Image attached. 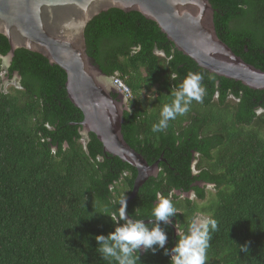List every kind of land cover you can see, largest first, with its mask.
Instances as JSON below:
<instances>
[{
    "label": "trees",
    "instance_id": "16d2710c",
    "mask_svg": "<svg viewBox=\"0 0 264 264\" xmlns=\"http://www.w3.org/2000/svg\"><path fill=\"white\" fill-rule=\"evenodd\" d=\"M209 1L219 38L264 71V0ZM85 37L103 75L120 77L132 92L125 140L149 164L164 159L127 203L128 214L151 219L159 192L176 209L172 223H162L166 248L202 214L217 222L206 264H264V112L255 111L264 108V90L200 68L156 22L134 11L101 13ZM10 51L0 34V74ZM7 72L9 79L19 75L21 88L0 91V264H114L96 251L95 237L114 231L118 202L132 191L137 170L105 153L93 133L84 145L78 124L83 114L68 98L61 68L20 48ZM189 72L203 76V101H193L165 131L153 133L163 105L172 100L171 88ZM206 184L217 197L208 206L174 194L193 192L204 200ZM138 264H170V255L142 250Z\"/></svg>",
    "mask_w": 264,
    "mask_h": 264
},
{
    "label": "water",
    "instance_id": "95a60500",
    "mask_svg": "<svg viewBox=\"0 0 264 264\" xmlns=\"http://www.w3.org/2000/svg\"><path fill=\"white\" fill-rule=\"evenodd\" d=\"M112 8L156 22L179 52L219 77L264 90V71L245 62L219 38L209 0H0V34L10 44L9 65L21 48L43 55L65 72L68 98L83 114L78 123L82 131L95 134L105 153L137 170L126 197L129 203L164 159L149 164L127 143L123 123L128 106L107 88L101 69L87 53V25Z\"/></svg>",
    "mask_w": 264,
    "mask_h": 264
},
{
    "label": "clouds",
    "instance_id": "9594fccd",
    "mask_svg": "<svg viewBox=\"0 0 264 264\" xmlns=\"http://www.w3.org/2000/svg\"><path fill=\"white\" fill-rule=\"evenodd\" d=\"M104 78H110L111 82L114 78L121 79L118 76H104ZM202 81V74L189 72L176 88H171L170 96L172 100L170 103L163 105L159 120L152 125L151 131L153 133L165 131L169 127L170 121H174L178 116H182L189 111L193 101H203L206 88ZM112 88L111 91L122 96L126 103L133 98L132 92L130 98H125L113 86ZM230 99L232 101L238 100L235 97H230ZM255 111L257 114H261L264 112V108H258ZM86 137L88 141V134ZM199 185L204 186L202 183ZM118 203V222L114 221L113 217L109 215L116 225L114 231L108 235L101 234L95 237L99 245L96 251L103 259L108 260L111 258L114 264H138L142 250H151L155 253L158 249H164L165 255H170V264H206L207 250L212 239L211 233L217 230L215 219L194 216L183 234H178L176 229L178 239L174 246L168 249L165 245L168 243L169 236L165 227H162V223L164 225L171 224L172 218L176 214V209L169 198L161 196L159 192L156 193V203L151 210L152 218L148 219L147 222L145 219L134 218L133 215L129 216L127 214L126 195ZM241 248L247 251L246 247L241 246Z\"/></svg>",
    "mask_w": 264,
    "mask_h": 264
},
{
    "label": "rangeland",
    "instance_id": "374dc122",
    "mask_svg": "<svg viewBox=\"0 0 264 264\" xmlns=\"http://www.w3.org/2000/svg\"><path fill=\"white\" fill-rule=\"evenodd\" d=\"M8 60L9 59L7 56L3 59V63H2L3 70L0 74V91L3 93H9V91L13 88H15V89L21 88L20 77L18 76L17 73H15L11 79H9L7 77V67L9 65ZM102 80L104 81V83L106 84V86L109 90L113 89L112 88V82H111L110 78L106 79V78L102 77ZM142 92H144V91H142ZM152 97L154 98L153 95H152ZM230 97L233 98L232 96H230ZM151 100H153V99H151ZM126 104L128 106V103H126ZM153 105L154 104H152L151 106H153ZM82 134H83L82 142L85 144L87 142V137H86L87 133L85 131H83ZM194 172H196V171L194 170ZM206 189H207V195H206V198L204 200H199L193 192L188 193V194L175 192L174 194L176 196H178L180 199H190V200H193V202L196 203L199 207H204V206H208L210 203H212L214 200L217 199L216 190L214 189V187L212 185H207ZM197 215L201 218H205L204 215H202V214H197Z\"/></svg>",
    "mask_w": 264,
    "mask_h": 264
},
{
    "label": "built area",
    "instance_id": "2783aa9c",
    "mask_svg": "<svg viewBox=\"0 0 264 264\" xmlns=\"http://www.w3.org/2000/svg\"><path fill=\"white\" fill-rule=\"evenodd\" d=\"M112 86L116 89L117 92L122 94L125 98H130L131 90L129 87L119 78H114L112 81Z\"/></svg>",
    "mask_w": 264,
    "mask_h": 264
}]
</instances>
